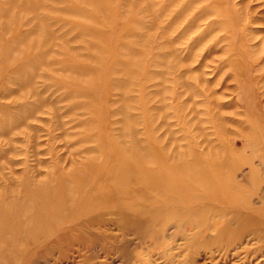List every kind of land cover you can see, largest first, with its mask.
<instances>
[{
	"label": "rangeland",
	"instance_id": "1",
	"mask_svg": "<svg viewBox=\"0 0 264 264\" xmlns=\"http://www.w3.org/2000/svg\"><path fill=\"white\" fill-rule=\"evenodd\" d=\"M215 1L0 0L2 210L27 191L54 190L65 175L70 192L130 190L145 194L137 205L147 201L135 207L139 225L104 219L94 242L78 238L87 263H239L236 255L226 261L225 250L246 238L224 243L219 233L235 229L238 211L264 208L263 199L225 203L200 195L195 179L228 160L236 162L229 173L255 175L264 190V0H221L223 10L205 15ZM178 91L185 109L176 106ZM108 177L117 182L98 185ZM79 178H93L92 186ZM175 179L187 195L172 190ZM26 201L15 209L24 252L7 260L0 233V264L28 262L35 204ZM204 210L205 224L192 220ZM181 211L179 222L170 216Z\"/></svg>",
	"mask_w": 264,
	"mask_h": 264
},
{
	"label": "bare ground",
	"instance_id": "2",
	"mask_svg": "<svg viewBox=\"0 0 264 264\" xmlns=\"http://www.w3.org/2000/svg\"><path fill=\"white\" fill-rule=\"evenodd\" d=\"M199 4V1L195 2V6ZM225 6L226 2L217 0L209 6L204 7L203 10L206 12V15L216 9L223 10ZM225 11L226 10H224V12ZM205 15H203L202 20ZM200 22L201 18L198 21L192 20L188 23L187 27L195 28L196 26L198 28ZM214 23L216 24V22L208 24L202 33L198 34L199 36L194 37L191 40L189 49L194 46L199 37L202 39L206 35V32L209 33V29L214 26ZM188 32L190 31L182 32L179 37L183 38ZM203 40L204 38L202 41ZM200 58H202V60L197 59L200 63L198 66L205 63V57H203V54H200ZM180 74L181 73L178 75ZM206 82L209 81L206 80ZM209 91H212L211 87L208 89V92ZM203 93L206 95L207 90H203ZM185 95V92H177L175 97L177 108L185 109L187 102L184 103L185 100L182 99ZM186 98L188 101L194 100L191 97ZM196 107V105L194 107L190 104L188 105V108L191 109L192 113L198 112ZM235 164L236 162H228V160H225L216 167H210V171H203V169H201L200 173L202 176L195 179L197 180L195 182L198 185L200 195L206 192L208 196L213 198L216 196L220 201L225 203L239 204L244 202L249 203L250 206H252L253 197L256 193L259 198L263 199L262 203L264 206V190L262 189L260 193L258 192L259 188L262 186V181L254 177L255 175L248 176V179L246 176H242L243 178H241L236 171L229 173ZM252 168V170L255 169L253 166ZM252 173L253 171L251 174ZM93 180V178H79L77 181L79 185L92 186ZM57 181V186L54 187V190L47 189L45 191V189L41 188L36 192L27 191L17 202L14 201L12 203L11 201L9 209L7 208L6 211H3L0 206V220H2L0 233L4 238L5 243L3 244V247L5 248L4 253L7 260L8 258L10 259L15 256L19 258V255L24 252V250L17 248L22 245V237L25 234L24 222L21 221L22 218L20 214L18 216L15 215V213L18 212V210L15 209L16 203H23L25 200H27V203H33L32 205L35 204L34 212L29 218V224H33V226L28 230V236L31 238L30 242H33L32 244L34 247L30 248V250H25L26 256H28V253L30 254L27 264H50V260L56 259L55 257L57 254V264L59 262L62 263L63 260L69 259L72 260L71 264L77 262L78 264H97L96 262L91 261L87 263L88 256L84 253L82 255L81 251L86 252V249H88L87 251L90 250L89 248H77L80 246L79 241L81 240L78 238L83 237V234H89L94 238L92 241L94 242L96 237L99 238V235L104 234L102 232V225L100 224L104 219L110 220V218H112L116 223L121 220L124 224L130 222V224L139 225V223H141L143 216L135 209V207L140 205L145 207V202L147 201H140L137 205L135 198L143 200V198H145L144 193H139V196L136 197L135 195H137V192L130 190L122 192V190L102 191L91 189L89 191L70 192L64 187L65 185H70L72 183V180L68 176L59 175ZM114 182H117V180L112 177L102 178L99 179L98 185L101 187L111 186ZM170 186L172 187V190L177 191L176 193H179L180 195H187L189 193V190H186L184 187L183 191L182 184H180L178 179H175ZM244 212L245 213L240 211L237 212L236 215L241 216V219L240 223L236 225L234 230L224 228L219 233V240L224 243H228L231 239L233 240L237 237H241V239L245 237L247 240V243L244 244V246L243 244H240L232 249L227 248L225 250V259L227 261L230 259V255H236L240 260L238 261L239 263L234 262V264H264V208L253 214L249 211ZM175 213L177 212L172 213L170 216L178 222L184 214L187 215L183 211L179 212L177 215H175ZM207 214V210H204L202 211V216L200 218H192V220L199 224H205ZM171 217L170 219H172ZM98 224V228L93 227ZM98 240L99 239L96 241ZM252 242H254L253 245L255 247L250 245ZM241 254H244V256L241 257ZM130 264H137L136 260Z\"/></svg>",
	"mask_w": 264,
	"mask_h": 264
}]
</instances>
